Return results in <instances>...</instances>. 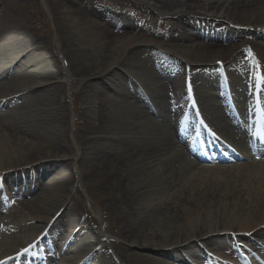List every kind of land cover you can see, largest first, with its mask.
Instances as JSON below:
<instances>
[{"label": "bare ground", "instance_id": "1", "mask_svg": "<svg viewBox=\"0 0 264 264\" xmlns=\"http://www.w3.org/2000/svg\"><path fill=\"white\" fill-rule=\"evenodd\" d=\"M93 1L57 0L54 15L56 42L65 64L69 63L67 73L74 78L68 85L78 86L73 101L80 100L84 106L77 111L75 140L81 153L75 171L69 162L74 152L61 127L66 107L55 100L53 105L46 103L65 87L66 83L53 82L62 71L55 74L49 57L35 56L43 50L34 48L42 27L33 28L37 34L25 36L22 42L7 40L0 45V57L10 51L23 61L20 67L13 62L0 67V91L12 84L7 95H0V185L18 190L10 199L37 192L32 200L35 208H23L30 201L14 204L22 209L18 213L26 212L29 223L5 220V212L0 211V264L23 261L19 250L46 229L67 241L60 248L47 244L59 252L51 256L54 264H78L89 253L82 264H107L109 259L117 264H169L167 260L191 264L190 258L205 257L200 249L198 254L191 252L198 245L213 254L221 252L222 257L233 255L231 241L224 237L230 232L251 243L264 240V160L254 162L241 148L239 158L244 163L202 165L176 120L183 86L166 70L167 61L159 63L158 54L168 52L191 69L223 61L227 73L235 72L232 91L237 106L243 107L249 97L246 87L252 82L250 68L264 70V0H137L145 12L168 15L157 21L144 18L141 25L93 10ZM124 4L123 0L117 3V14L126 9ZM157 26L167 31L160 34ZM216 28L221 35L212 32ZM249 32L261 41L243 40ZM222 35L231 43H211ZM146 48L158 52L144 58ZM242 53L248 57L238 69ZM121 69L129 77L122 75L124 84L116 78ZM186 71L185 77L190 78ZM200 75H196L198 85L192 83L196 95L211 123L228 138L231 111L223 101L224 93H213L216 82ZM26 78L37 80L35 89L18 84ZM132 81L151 94L150 103ZM236 136L243 140V134ZM39 151L51 155L34 157ZM57 154L67 159L33 165L60 157ZM76 178L79 184L89 185L88 193L101 206L103 233L116 239L108 240L102 233L108 246H97L101 236L86 230L75 209L64 211L67 195L77 189ZM91 225L95 224L91 221ZM43 243L38 240L34 248Z\"/></svg>", "mask_w": 264, "mask_h": 264}, {"label": "rangeland", "instance_id": "2", "mask_svg": "<svg viewBox=\"0 0 264 264\" xmlns=\"http://www.w3.org/2000/svg\"><path fill=\"white\" fill-rule=\"evenodd\" d=\"M56 1L57 0H30V2H22V1H13V0H0V45H3L7 40H9L10 43H13L14 41H20L22 42L23 38L25 36H35L37 33L34 31L33 28L35 27H42L43 33L42 35H38V44L35 45L34 48L37 47H42V54L41 52L38 51V53H35L36 57L39 60H42L44 56L47 58L49 57V63L53 66V71L55 74L58 70L60 72L62 71V75L60 78H58L56 81L53 82H61V83H66L65 87L53 96V99L50 100L47 99V105H50L53 100H55V103H59V105L66 107V118H64V125H61L63 132L65 135L63 136L65 138V141L68 142V144L72 147L73 152H74V158H69V162L71 164V167H73L75 171V161L78 159L80 155V150L77 146L76 138H75V133L76 132V123L78 120V115L77 111L82 112L84 110V106L82 105V102L80 100H77L74 104L73 101V96L78 90V86H74L73 88L68 85V82L73 80L74 78L71 77L70 73H67V67H69V63L65 64L64 60L67 61V59L61 54L59 44L56 42V37H55V11H58L56 7ZM84 2V0H80ZM122 1V0H120ZM120 1L118 0H94L91 3V9L96 10V11H101L104 12L107 15H110L112 19H116L117 15H120L121 18L123 19H128L131 20V22L134 23V25H141L145 24L144 23V18H155V20H162V18L166 19L168 17L167 12L165 11H155L154 14H151L149 12H145L143 9L140 7V3L137 0H123L124 5H127L126 9L120 13L119 8L117 7V3ZM140 7V8H139ZM90 9V10H91ZM117 12V13H115ZM62 18V17H60ZM96 19V18H95ZM38 20V22H36ZM62 24V21L59 20V24ZM160 34H163L164 32L167 31V29H161L160 26H157L156 28ZM174 35H177L178 33L173 32ZM243 36V40L245 41H252V40H257L261 41L256 35L253 36L252 32L245 33ZM2 40V41H1ZM217 43V44H222V45H227L231 43V39L229 37L225 36H220L219 38L215 40H211V43ZM149 48H146V52L144 53L143 57L146 58L145 56L148 57L152 55L151 52H147ZM44 54V55H43ZM43 55V56H42ZM242 57V56H241ZM6 62H13V64L16 65L17 67L22 66L23 61L21 60V55H18L17 53L13 52H6L4 55L0 57V67L3 66ZM42 64L46 67V63L42 62ZM16 67V68H17ZM201 66H198L196 72L199 71ZM23 73V72H22ZM128 73L121 69L119 72V75L116 76L117 80L123 81L124 84V78L129 79V77H126ZM58 75V74H57ZM122 75H124L122 77ZM69 76V78H68ZM122 77V79H121ZM68 78V79H65ZM18 84H21L24 86V88H27V90H31L32 88L35 89L37 86L38 82L35 78H26V79H19L17 80ZM107 84L109 82L105 81ZM195 85H198L199 80L194 79ZM24 84V85H23ZM12 84H7V86L0 91V95L6 94L8 92V89H10ZM146 86V85H144ZM101 87V86H100ZM105 87V85L103 86ZM31 88V89H30ZM109 93L112 94V92L109 91ZM145 94V93H144ZM7 95V94H6ZM114 95V94H113ZM151 94H148L146 92V97L142 95V98L147 99L148 101H151L149 99ZM50 100V101H49ZM19 104V103H18ZM16 104V105H18ZM54 102L52 103V105ZM34 105V104H33ZM31 105V106H33ZM139 105V104H138ZM14 106V105H13ZM12 106V107H13ZM19 106V105H18ZM140 106V105H139ZM26 109H29V107H25ZM24 108V109H25ZM19 113L23 110V108H18ZM26 119V118H25ZM85 119H87V116H85ZM62 122V121H61ZM82 135V133H81ZM84 135V133H83ZM41 154H36L34 157H46L50 156L51 154L49 152H43L39 151ZM53 155V154H52ZM60 155V154H57ZM63 154L60 155L58 158H48V160L45 158L44 160H39L35 162L33 165L36 163H46L48 164L50 161L49 160H54L58 162H63L65 161V157L62 156ZM55 156V155H54ZM33 157V158H34ZM13 158H20V157H12ZM19 163V162H18ZM243 163V162H241ZM205 165V164H202ZM234 165V164H230ZM230 165H223V166H230ZM30 167V166H29ZM77 176V175H76ZM75 176V177H76ZM74 179V178H73ZM75 182L77 183V189L75 191L70 192L67 195V201L64 204V211L66 212H71L73 209L76 210L77 214L80 216L81 223L85 225L86 230H88L91 233H96V235H106L107 237H110L108 240H113L116 241V239L109 234H105L103 230V212L101 210V206L98 204L97 201L93 199V197L88 193V186H83L80 182H78V179H75ZM37 195V192L34 193H26V194H21L18 196V198L15 199L16 202H24L28 203L26 206L23 208L27 210L30 209L32 206L35 208L36 206H33L32 200L35 198ZM14 201V202H15ZM13 202H11V207L9 209L5 210V213L2 218H6L5 220H10V221H18L23 224L29 223V218L26 216V212L18 213L22 209L15 207V205H12ZM31 207V209H33ZM62 210V209H61ZM61 212V211H60ZM33 212H31L32 214ZM57 215V214H56ZM56 215L52 218L53 219L56 217ZM8 217V218H7ZM93 222L95 226H90L89 222ZM103 233V234H102ZM20 234V233H19ZM21 235V234H20ZM99 236V237H100ZM104 239L102 237V240L100 242H96L97 246H103L105 243L103 242ZM108 246V245H107ZM195 259H191L193 262ZM109 259V263L107 264H117V263H112V261ZM117 261V260H116ZM115 261V262H116ZM168 262L169 264H173L170 261H165ZM103 264V263H100Z\"/></svg>", "mask_w": 264, "mask_h": 264}, {"label": "snow or ice", "instance_id": "3", "mask_svg": "<svg viewBox=\"0 0 264 264\" xmlns=\"http://www.w3.org/2000/svg\"><path fill=\"white\" fill-rule=\"evenodd\" d=\"M250 51V50H249Z\"/></svg>", "mask_w": 264, "mask_h": 264}]
</instances>
